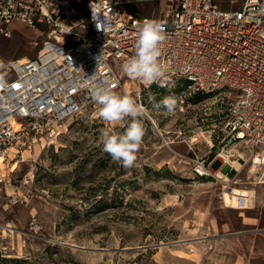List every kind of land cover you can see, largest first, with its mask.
<instances>
[{
  "label": "rangeland",
  "instance_id": "374dc122",
  "mask_svg": "<svg viewBox=\"0 0 264 264\" xmlns=\"http://www.w3.org/2000/svg\"><path fill=\"white\" fill-rule=\"evenodd\" d=\"M72 1L79 9L87 2ZM160 5L129 10L158 16ZM10 31L0 34V77L10 75L11 60L37 53L46 28L14 22ZM113 91L143 111L134 165L113 161L101 135L122 134L131 118L110 125L94 101L20 161L0 163V264H264V185L251 183L250 164L232 186L254 191L248 209L223 202L220 180L194 174V162L213 154L226 98L181 103L173 82L147 85L125 73ZM169 96L177 99L174 112L154 108ZM220 165L214 160L211 168ZM222 172L233 176L229 167Z\"/></svg>",
  "mask_w": 264,
  "mask_h": 264
},
{
  "label": "built area",
  "instance_id": "2783aa9c",
  "mask_svg": "<svg viewBox=\"0 0 264 264\" xmlns=\"http://www.w3.org/2000/svg\"><path fill=\"white\" fill-rule=\"evenodd\" d=\"M146 1L161 4L158 16L129 10ZM261 9L264 0H87L83 9L72 0H0L4 37L14 22L46 28L37 53L11 60L10 75L0 77V162H18L23 151L62 133L66 121L93 102L97 84L117 88L123 63L134 55L138 25L153 19L166 37L159 57L167 69L163 85L179 86L181 103L213 93L227 101L214 130L213 154L194 162L195 176L218 180L216 170L229 167L233 176L223 188L233 193L240 168L248 163L255 169L251 183L264 185ZM223 152L240 159V168L226 162ZM214 160L221 162L215 170ZM234 195L238 208L246 206V194Z\"/></svg>",
  "mask_w": 264,
  "mask_h": 264
},
{
  "label": "clouds",
  "instance_id": "9594fccd",
  "mask_svg": "<svg viewBox=\"0 0 264 264\" xmlns=\"http://www.w3.org/2000/svg\"><path fill=\"white\" fill-rule=\"evenodd\" d=\"M264 16V9L260 10ZM165 33L161 23L153 19H145L137 29L134 55L122 65V71L130 78L143 81L147 85L159 83L163 86L166 80V67L159 61ZM92 100L99 106L100 117L110 125L118 124L131 118L126 130L117 134L110 129L101 132L103 151L108 153L113 161L122 162L125 168H130L136 160L142 139L145 134L140 117L142 109L136 101L123 94L114 92L104 84H97L91 90ZM177 99L174 96L165 97L154 103V108L168 113L175 111Z\"/></svg>",
  "mask_w": 264,
  "mask_h": 264
},
{
  "label": "bare ground",
  "instance_id": "6f19581e",
  "mask_svg": "<svg viewBox=\"0 0 264 264\" xmlns=\"http://www.w3.org/2000/svg\"><path fill=\"white\" fill-rule=\"evenodd\" d=\"M24 59H26V58L22 57L20 60H24ZM235 150H236V152H239V154L242 155V151H240L238 149H235ZM23 152H26V151H23ZM221 155L225 158L226 162H229L232 166H234L237 169H239L240 165H242V163H241L242 161L240 159L232 160L230 158V156L228 154H226L225 152L221 153ZM254 170L255 169L253 167H250V173L251 174L254 172ZM215 177L218 178V180H220L221 182L228 180V177L222 172V168L216 170ZM232 191H233V193H231L229 190H227V187H224V189H222V192H221L222 194L221 195H222V200H223V202L225 204H227L230 207L235 208V209H248V208H250L249 204L252 202L254 191H252L251 189L249 191V190H246V189H239V188H236V187H233ZM234 194H246L247 195L246 206L238 208L237 207V202H236V197H235Z\"/></svg>",
  "mask_w": 264,
  "mask_h": 264
}]
</instances>
